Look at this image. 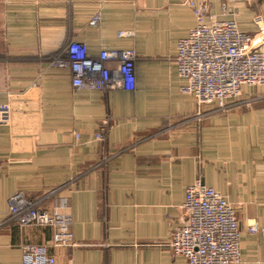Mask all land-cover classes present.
<instances>
[{"label":"crops","instance_id":"1","mask_svg":"<svg viewBox=\"0 0 264 264\" xmlns=\"http://www.w3.org/2000/svg\"><path fill=\"white\" fill-rule=\"evenodd\" d=\"M210 2L248 34L264 19V0ZM97 10L100 24L88 25ZM194 23L186 0H0V102L11 111L0 124V264H21V244L53 233L6 221L16 191L70 214L74 245L49 246L54 264H186L166 243L198 177L235 208L237 264H264V234L247 227L264 228V87L243 86L221 110L204 104L198 119L173 62ZM72 38L92 56L133 48L135 88H73L70 71L48 62Z\"/></svg>","mask_w":264,"mask_h":264},{"label":"built area","instance_id":"2","mask_svg":"<svg viewBox=\"0 0 264 264\" xmlns=\"http://www.w3.org/2000/svg\"><path fill=\"white\" fill-rule=\"evenodd\" d=\"M233 1V0H232ZM195 18L188 34L177 41L173 62L183 79L179 89L193 95L196 117L202 118L201 106L216 103L217 109L226 107L230 98L241 88L264 87V19L256 14V31H241L234 19L219 20L211 11L210 0H186ZM223 10L226 2L222 3ZM101 12L95 11L88 25L98 26ZM118 36H131V30H118ZM133 48L102 49L95 56L88 53L84 42L69 39L60 52L48 56L49 65L70 71L71 85L76 89L107 91L135 88ZM10 106L0 102V124L10 121ZM110 127L104 118L94 137L103 140ZM183 215L166 243L174 254L184 256L186 264H237L242 261L240 232L234 206L227 198L206 185L201 177L185 189L181 205ZM6 221L20 226L37 225L53 228L49 244L24 243L20 245L21 264H54L49 246L74 245L70 214L54 207H39V199L29 198L22 191L8 199ZM250 233L261 232L254 220L248 221Z\"/></svg>","mask_w":264,"mask_h":264},{"label":"rangeland","instance_id":"3","mask_svg":"<svg viewBox=\"0 0 264 264\" xmlns=\"http://www.w3.org/2000/svg\"><path fill=\"white\" fill-rule=\"evenodd\" d=\"M210 4H211V2H210ZM190 11L192 12V10H191V8H190ZM193 14V13H192ZM194 16V15H193ZM258 224V223H257Z\"/></svg>","mask_w":264,"mask_h":264}]
</instances>
